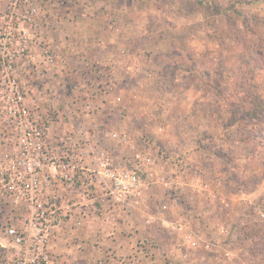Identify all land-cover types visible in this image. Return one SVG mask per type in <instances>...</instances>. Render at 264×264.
Returning <instances> with one entry per match:
<instances>
[{
  "label": "rangeland",
  "instance_id": "374dc122",
  "mask_svg": "<svg viewBox=\"0 0 264 264\" xmlns=\"http://www.w3.org/2000/svg\"><path fill=\"white\" fill-rule=\"evenodd\" d=\"M32 3L36 57L20 81L48 142L71 162L69 188L96 209L91 264H264V0ZM3 136L0 126V159ZM134 151L155 168L142 204L121 214L90 171L102 152L118 161ZM49 191L68 212L77 203ZM0 200L4 242L5 225L30 217L25 204ZM52 249L50 264H63ZM0 264H16V251L0 246Z\"/></svg>",
  "mask_w": 264,
  "mask_h": 264
},
{
  "label": "built area",
  "instance_id": "2783aa9c",
  "mask_svg": "<svg viewBox=\"0 0 264 264\" xmlns=\"http://www.w3.org/2000/svg\"><path fill=\"white\" fill-rule=\"evenodd\" d=\"M38 15L32 0H9L0 29V126L11 136L4 138L9 147L0 159V199L15 206L25 204L30 217L25 227L15 223L4 226L5 241H0V246L16 251V264L51 263L50 230L63 214L58 199L49 191L51 178L60 168V180H73L65 171L71 162L66 166L57 148L48 142L44 124L31 112L18 76L19 68L32 58L31 34L25 24H33ZM100 154L97 169L90 173L103 178L106 196L119 209L136 210L144 198V175L153 177V156L134 151L121 167L110 154ZM92 174L85 180L91 182Z\"/></svg>",
  "mask_w": 264,
  "mask_h": 264
},
{
  "label": "crops",
  "instance_id": "0c3cea01",
  "mask_svg": "<svg viewBox=\"0 0 264 264\" xmlns=\"http://www.w3.org/2000/svg\"><path fill=\"white\" fill-rule=\"evenodd\" d=\"M54 5V4H53ZM4 7L2 0L0 1V8ZM51 6V5H49ZM46 17L43 16L42 21ZM49 29V28H47ZM49 33V32H48ZM101 47V46H99ZM96 49H101L97 48ZM103 49V48H102ZM36 54H33L32 51V59L30 62L26 63L24 66L19 68V75H20V80L23 78H26V70L32 69L33 65L32 63L35 61ZM31 66V68H30ZM23 85L27 83L26 81L22 82ZM94 136H95V132ZM6 135V134H5ZM3 136V141H4ZM2 137H0L1 139ZM2 141V140H0ZM98 143H101V141H97ZM103 144V143H102ZM101 144V145H102ZM119 166H124L125 162L123 159L117 161ZM97 178V177H96ZM96 178H94L90 184H94L93 188L97 187L96 182L94 181ZM72 183H69L70 186L66 187L65 183L62 182V180L58 179H53V191L56 192L59 196L61 195L62 197H70L73 198L72 200H77V203L72 207L70 212H67L65 208V201L59 203V207L62 209V217H66L67 215L70 217V220H66L65 218H61L58 223L55 224V226L52 228L50 232V242L52 245V250L55 251V253L59 256H55L56 260L62 261L63 264H80V263H87L89 262L90 264L96 263L97 262V252L92 251V248L95 249V241H92V233L96 232L98 230V221H96V218L92 216V214L96 213L95 208H91V205L86 201L85 196H83L80 192H74L72 191L69 187L73 185L74 180L71 181ZM91 184V185H92ZM71 191V192H69ZM64 200V199H63ZM1 201V200H0ZM94 207V206H92ZM117 206L115 204L112 205V211H116ZM125 211H123L121 214H127ZM68 213V214H65ZM64 219L66 221H64ZM81 221L82 224H84V228L80 230V228H74V220ZM77 221V223H78ZM100 224V223H99ZM74 236L78 238H74L73 240H70ZM86 238L90 240L89 244L86 242ZM1 239V235H0ZM84 239V240H83ZM75 240V241H74ZM118 244L121 246L119 247H124L127 246L128 244H124V241L118 240ZM87 247L90 249V253L87 255ZM141 261L140 257H138L137 263ZM135 263V262H134Z\"/></svg>",
  "mask_w": 264,
  "mask_h": 264
}]
</instances>
